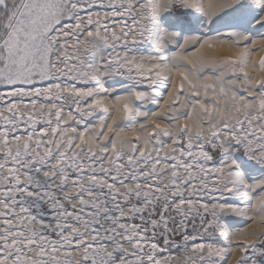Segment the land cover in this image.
Segmentation results:
<instances>
[{"label":"snow or ice","instance_id":"1","mask_svg":"<svg viewBox=\"0 0 264 264\" xmlns=\"http://www.w3.org/2000/svg\"><path fill=\"white\" fill-rule=\"evenodd\" d=\"M0 264H264V0H0Z\"/></svg>","mask_w":264,"mask_h":264}]
</instances>
